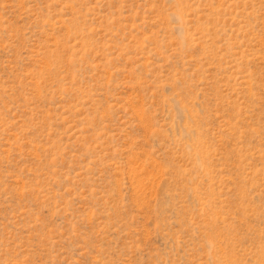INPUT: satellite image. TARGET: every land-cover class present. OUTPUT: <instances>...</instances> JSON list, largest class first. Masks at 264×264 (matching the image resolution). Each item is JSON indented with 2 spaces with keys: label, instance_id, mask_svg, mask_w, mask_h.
<instances>
[{
  "label": "rangeland",
  "instance_id": "rangeland-1",
  "mask_svg": "<svg viewBox=\"0 0 264 264\" xmlns=\"http://www.w3.org/2000/svg\"><path fill=\"white\" fill-rule=\"evenodd\" d=\"M0 264H264V0H0Z\"/></svg>",
  "mask_w": 264,
  "mask_h": 264
}]
</instances>
